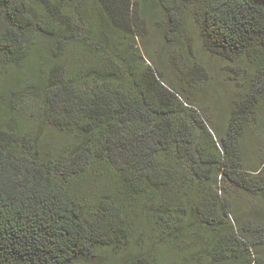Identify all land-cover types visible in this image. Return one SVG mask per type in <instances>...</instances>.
<instances>
[{"label": "trees", "instance_id": "obj_1", "mask_svg": "<svg viewBox=\"0 0 264 264\" xmlns=\"http://www.w3.org/2000/svg\"><path fill=\"white\" fill-rule=\"evenodd\" d=\"M192 41L237 63L220 117L205 70L167 63ZM0 91V264H264V222L226 196L264 202L241 145L264 129V0H0Z\"/></svg>", "mask_w": 264, "mask_h": 264}, {"label": "rangeland", "instance_id": "obj_2", "mask_svg": "<svg viewBox=\"0 0 264 264\" xmlns=\"http://www.w3.org/2000/svg\"><path fill=\"white\" fill-rule=\"evenodd\" d=\"M186 22L188 23V29L193 32L195 29L192 20L189 17H186ZM195 36L196 33L193 32L192 37L196 38ZM136 47L139 52H144L139 44H137ZM163 48L164 47L162 46L155 47V49L159 51L163 50ZM191 49L192 52H186L188 54V61H186L181 59L183 56L181 50L170 47L166 56L167 63L171 60V58H173L172 60L176 62V65H173L170 62L169 64L172 66V68H174L175 72L177 69H180L183 75H187L189 79H194V82H197V80H203V77H199V74H197V76L195 75V70L199 71V68H203L205 70L207 79L204 83H201V91L199 92L200 87L190 88L201 93L200 98L204 101L205 105L209 107V111L212 113V115L220 117L224 112L223 105H221V100L228 102L232 98L233 94L237 91V81L231 79V76H233L232 71H236L237 69V63L234 61L226 64V73H224L222 65L215 59L208 56L206 52H204L199 41H192ZM149 64L153 65V61L146 58L145 65ZM18 72L15 68L11 69V71L9 70L8 73L4 71V73L8 75L16 74ZM14 106H17L15 108L20 111V114L23 112L24 118H28V116L32 113L37 112L39 108V104L37 102L31 101L29 99H26L23 102L16 101ZM261 117L264 119V109L261 111ZM261 129V131H258L257 129L247 131L241 142L242 147L246 149L245 156L249 157L247 161L250 162V165L255 164L258 159L264 157V129ZM60 134L61 133L52 131L46 135L45 139L47 140V146L44 147L43 152L47 157L54 158L70 143L69 138ZM226 196L229 197L236 210L242 214L243 219H249L255 223L264 222L263 201L246 196L239 191H233L231 189L226 191ZM258 251L257 253L264 258V246Z\"/></svg>", "mask_w": 264, "mask_h": 264}]
</instances>
